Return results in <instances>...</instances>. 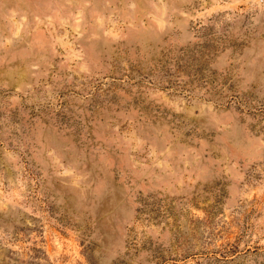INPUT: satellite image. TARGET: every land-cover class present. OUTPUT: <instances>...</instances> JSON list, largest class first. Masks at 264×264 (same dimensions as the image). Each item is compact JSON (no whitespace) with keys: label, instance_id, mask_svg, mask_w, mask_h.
<instances>
[{"label":"rangeland","instance_id":"374dc122","mask_svg":"<svg viewBox=\"0 0 264 264\" xmlns=\"http://www.w3.org/2000/svg\"><path fill=\"white\" fill-rule=\"evenodd\" d=\"M0 264H264V0H0Z\"/></svg>","mask_w":264,"mask_h":264}]
</instances>
